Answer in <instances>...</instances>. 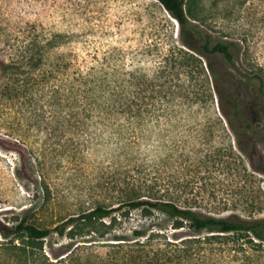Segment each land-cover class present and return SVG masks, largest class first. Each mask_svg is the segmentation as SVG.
Listing matches in <instances>:
<instances>
[{
    "label": "rangeland",
    "instance_id": "rangeland-1",
    "mask_svg": "<svg viewBox=\"0 0 264 264\" xmlns=\"http://www.w3.org/2000/svg\"><path fill=\"white\" fill-rule=\"evenodd\" d=\"M191 1L213 40L236 43L237 69L212 57L226 115L204 58L181 44L176 22L156 0H45L33 22L75 36L64 61L48 59L36 69L20 58L27 52L17 46L32 27L13 10L17 0H0V40L14 44L12 56L25 69L0 85V137L28 155L25 168L17 150L0 146V223L25 218L53 227L97 205L150 196L203 215L264 219V101L259 84L247 76L264 78V0ZM144 45L150 53L141 51ZM142 54L140 118L113 116L97 106L78 71L122 72ZM232 98L250 131L232 113ZM129 217L134 224L143 220L137 210ZM151 219L170 228L169 219ZM57 241L66 242L57 235L45 240L50 255L63 252Z\"/></svg>",
    "mask_w": 264,
    "mask_h": 264
},
{
    "label": "trees",
    "instance_id": "trees-1",
    "mask_svg": "<svg viewBox=\"0 0 264 264\" xmlns=\"http://www.w3.org/2000/svg\"><path fill=\"white\" fill-rule=\"evenodd\" d=\"M24 1L26 4L17 0L13 10L21 20L26 19L25 23L34 32L26 35L28 37L17 45L27 52L26 55L20 54V58L26 57L25 64L30 69L38 68L48 59L64 61L63 52L75 35L57 29L54 25L48 31L37 26L38 23L33 22V19L42 12L45 0ZM156 1L168 17L176 22L181 44L204 58L220 109L226 115L223 95L218 87L220 78L212 57L237 69L234 56L236 43L213 40L197 22L202 11L193 9L191 0ZM2 36L0 33V39ZM13 46V43L2 44L0 40V85L25 70L19 56H12ZM148 48L150 45H144L141 51L145 52ZM172 49L183 52L178 46ZM173 50L170 51L175 53ZM143 54L131 69L122 72L101 67L99 70L88 67L78 71L81 85L88 88L87 92L93 95L97 106H104L113 116H123L132 121L140 118L143 114L140 93L145 78L141 66ZM187 55L195 58L191 53ZM176 64L183 65L181 61ZM247 76L259 84V96L264 101L262 74ZM88 83L90 86L85 85ZM149 84L154 85L153 79ZM4 88H1L2 92ZM228 102L232 113L244 123L245 130L250 131L249 119L241 110L239 102L234 98L228 99ZM0 146L17 150L24 167L28 168V155L22 145L0 137ZM131 210L139 211L143 220L138 224L130 221ZM153 215L169 219L170 228H163L159 220L151 219ZM182 229L190 233L176 236L174 232ZM52 235L66 241L56 242L64 247L60 254L50 255L44 248L45 240ZM0 237V252L6 256V262L0 264H264V219L203 215L170 199L151 196L116 206L97 205L69 216L53 227L38 226L25 218L13 225L0 223Z\"/></svg>",
    "mask_w": 264,
    "mask_h": 264
}]
</instances>
